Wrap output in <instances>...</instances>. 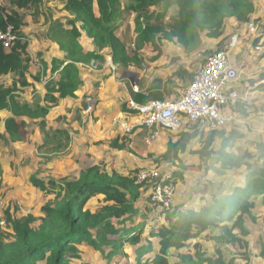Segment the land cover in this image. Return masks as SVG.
<instances>
[{
    "label": "trees",
    "instance_id": "1",
    "mask_svg": "<svg viewBox=\"0 0 264 264\" xmlns=\"http://www.w3.org/2000/svg\"><path fill=\"white\" fill-rule=\"evenodd\" d=\"M122 1L66 0L64 10L70 16L64 22L62 20L52 22L46 38L58 45L69 63L62 70L63 79L46 86L48 93L44 100L45 106L40 102L35 104L23 102L18 94L20 87L29 86L27 75L30 74L33 64L29 43L18 40L10 50L0 47V76L14 74L19 78L12 86L0 85V112L9 111L12 114L5 120V133L0 134V140L13 143L25 141L29 136V123L25 119L36 121L44 131L50 110L58 106L62 98L76 97V92L83 85L79 65L102 60L100 52L104 49L111 50L115 65L129 67L131 63L139 64L135 56H130L127 45L117 36L114 27L115 21L122 13L120 11ZM132 1L127 10L134 11L138 19L145 18V41L153 43L157 51H161V47L155 41L158 36L170 42H177L186 51L191 52L198 48L203 35L210 39H221L227 19L235 18L241 23H249L255 12L252 0ZM39 3L42 1L18 0L16 6L25 9ZM161 4L167 10L174 5L177 6L178 15L167 25H154L151 23V11ZM19 17L17 11L11 14L0 13V28L7 30L9 26H13L15 33L20 38L24 37L20 32ZM81 30L93 39L97 51L87 52L82 47L79 41ZM260 49L264 51V42ZM38 55L42 57L41 53ZM54 71L56 69L53 73ZM186 74L187 72L181 70L176 75L185 77ZM188 76L191 81L193 74L188 73ZM241 107L239 103L236 109L246 115L247 111ZM123 111L129 112L127 105ZM57 133L64 134L67 140L60 143L66 148L69 144L68 134L59 131ZM196 135L197 132L192 136H184L178 143L170 141L168 151L161 156L159 162L179 159V154L185 149L187 141ZM216 139L223 140L219 151L213 149ZM236 139L237 136L234 134L226 137L222 129L210 130L202 149L194 153L200 156L209 171L218 169V166L225 172L247 167L249 172L246 175L245 186L237 187L222 198L214 196L213 204L203 206L199 210L182 212L177 208L171 213L163 212L168 213L166 214L168 224L159 228L156 233L151 232V237L156 238L161 245L160 251L156 253L153 242L142 246L138 250L136 264H171L168 258L170 248L175 247L180 251L188 248L190 241L213 227L224 225L223 234L213 238L218 240L227 237L235 244L242 240L234 234L233 229H239L243 235L248 234L244 216L255 220L253 211L258 198L263 197L264 202V143H258L256 146L258 160H263L262 166H259L250 162L255 159L253 154L229 152V149L234 148ZM45 143L51 144L49 135ZM109 145L114 150L128 149V142L119 139ZM31 181L34 187L46 194L54 195V200L43 206L42 214L38 217L29 214L18 218L14 216L17 210L12 212L10 206L8 207L6 215L9 230L0 231V264H79L82 259L80 250L82 245H88L100 253L107 248H113L114 253L119 254L123 250L121 241L128 239L127 241L136 244L141 242L145 225L136 224L140 214L138 204L152 182L137 183L136 171L129 174L109 172L104 164H100L83 170L79 177L74 179H50L46 182L33 176ZM1 185L2 180L0 190ZM94 199L100 201V207L91 210L88 206ZM232 221L233 228H230L228 224ZM120 224L122 230L117 228ZM121 232L131 235L124 240L110 239V236H119ZM245 244L248 247V243ZM261 252L264 256V246ZM149 255H152V258L143 262ZM111 256L108 255V258ZM178 258L181 264H226L221 252L217 253V257L194 256L187 252L180 253ZM242 258L244 261L249 259L247 254Z\"/></svg>",
    "mask_w": 264,
    "mask_h": 264
},
{
    "label": "rangeland",
    "instance_id": "2",
    "mask_svg": "<svg viewBox=\"0 0 264 264\" xmlns=\"http://www.w3.org/2000/svg\"><path fill=\"white\" fill-rule=\"evenodd\" d=\"M17 1L18 0H0V13L11 14L12 12L17 11L20 15V32L21 34H23L24 40L29 43L30 52L31 50L34 51V53H31V55L35 62L32 64L30 75L32 80L40 86H34V88L30 90L32 96L30 100H34L32 104H35L37 102H40L42 104L47 96L46 92L48 93V91L46 90V86L53 81L62 80L64 76V71H61L62 73L60 72V74H58L57 80H45L48 77V73L51 71L53 72V70L58 66H61L63 64L62 62L64 61V57H62V54L58 55V51L53 49L56 48L55 44L48 38H46L47 29L52 22L56 20H65L69 15H66V17H62V14L67 13L64 12L63 3H59L58 1L57 3L54 2L56 0H41L42 3H39L37 6H31L25 9H19L16 6ZM132 3V0L122 1V8H124V10L121 13L120 19L122 17L124 18L125 14L130 12L127 9L131 6ZM168 10L164 6V10L161 13V19H159L155 23H159V25L169 24L173 18L172 15L174 14L167 15ZM136 21L137 30L140 31V35L144 34V30L142 28L144 25H146L145 18L143 17L138 19L136 14ZM255 21L259 24L260 30L259 36L256 38V40H260L261 36H264V23L261 22V18H258ZM246 24L247 23H243L242 25L244 26ZM233 26H235L234 32L241 31L240 25ZM83 31L84 30L81 31V36L79 39H82V41L84 42L86 35L83 33ZM202 39L203 38L201 37L198 48L191 52L187 51V53L193 55L191 57V72L193 74L196 72V69L200 65L203 59V55L211 53L212 51L223 49L225 48V46H227L226 44H221V46L219 47L213 46L211 48L209 46L207 48L206 45H204ZM263 42L264 40H261L260 44L257 47L262 48ZM131 50L133 55L130 56H135L138 60L137 63L139 64L131 63L129 67L133 65L140 67L142 65V61L145 59L142 57L144 56V54H142L141 56V53L133 51V48H131ZM256 50L258 51V49ZM258 52L260 53V59L258 58L254 61L256 67L257 65H259L260 60L264 59V53L260 51ZM39 53H41L42 56L47 53L50 57L49 62L46 63L45 61H43L42 63L38 55ZM40 62L42 64H40ZM237 62L239 64V61ZM235 66L237 65L235 64ZM129 67L124 66L123 69H128ZM84 70H80V77L82 81L83 75L86 74ZM250 72H252L251 69L247 71V76L250 75ZM17 76L14 74L8 76H0V85L12 86L15 81L19 80ZM37 78H39V80H37ZM248 82H250V80ZM28 83L29 86L20 87V91L22 89L30 88L33 86V84L29 81ZM184 84H186V81L184 82ZM243 84V82H240L238 85L240 91L242 90ZM89 85L91 90L94 89V80H91ZM41 89L44 90V92H42ZM89 99H92L95 103L92 93L90 95H85L84 101H82L81 103H79L80 101H77V97H64L58 104L62 108H65L63 115H60L53 122L47 123L44 131L42 130L39 123H37L36 121H31L29 123L28 129L29 136L25 141L21 142L20 144H13V142H9L7 140H0V159H2V161H4L5 163H11L12 166H15L18 160H21L22 157L24 158L22 160V163H24V171L21 175L22 180L27 183V186H23L21 190L16 191L15 186L17 185V183L15 184L14 178L16 176H19V173H17L9 177V182L11 184L13 183V187H5L2 189V192L8 198V207L10 206L12 210H17V212H14V216L21 218L32 214L38 217L42 214L43 206H45L48 202H52L54 200V195L46 194L40 189L34 187L31 181V178L33 176H37L38 178H41L46 182H48L50 179H74L77 178L83 170L91 167V165L96 162H98L99 164H104L106 166L108 165L111 169L122 172L136 171L137 175L140 172H152L154 170H158L161 177L165 176V178H168V182L175 184L174 186L176 187V195L178 191V196L177 199H174V202L169 208L156 205L152 203L151 200L146 203V206L142 204L144 202L143 200L141 202L139 201L140 203L138 205V209L139 211H141L139 220L140 223L145 224V226L143 227L144 233L142 234L141 242L136 244L127 241L128 239H126L125 241H121L123 250H121L122 253L120 252L119 254H115L113 248H107L104 250V252L100 253L94 251L88 245H82L80 247V250L82 251V259L80 260L79 264H136L138 250L143 244H150V242H153V247L155 251H157L156 253H158L160 251L159 249L161 245L156 238L151 237V232L153 231L156 233L159 231V228L168 224L166 220V214L168 213L164 214L163 212L168 211L169 213H171L182 203H187L186 201L191 202V207L194 205L198 207L199 204H197V202L201 198H203L201 200L202 204L211 205L213 204L214 199H211L212 195L215 194L214 196L218 197L223 196L229 188H232L234 185H236L235 180H239L242 177H245L249 172V169L247 167H243L241 170H235L232 172H225L221 168L214 171L210 170V172L205 164H202L198 168V165H186V161L184 159L180 160V158L174 161L163 160L159 162L163 154L159 151L158 139L156 140L152 138L151 130L135 129L132 133H124L123 131L122 133H119L115 130L116 132H114L113 134L106 132L103 135V130H100L98 126H95L97 124L95 122V119L97 118L94 115L93 120L89 121L91 122V124L85 127L86 132L83 135L84 131L79 129L78 122L81 123L83 121L84 113L82 111L83 109H86V106H88ZM21 100L23 102H26L27 99ZM74 105L77 107V109L74 108ZM259 108H257L258 112L264 110V103L261 104ZM60 127L68 128L72 132V135H70L69 131L58 129ZM240 127V125H231L229 127L226 126L225 128H223L226 133V137H229L233 134L237 136L235 148L231 153L236 152L237 154H253L255 156V159L250 162L252 164L262 166L263 160H258L256 146L257 142L259 141L264 143V137L258 135L256 136V138L255 136H253V139H249L250 134H244L241 131ZM202 128H204L202 127V124H194L192 126H188V129L185 128L179 131L164 132H166L168 135L173 134L174 137L175 135L179 136L180 138L176 142L178 143L182 141L184 136H192L193 133L197 130L203 131V135L210 131L207 128ZM188 130H190L191 133H189ZM57 131L68 134L69 144L66 148H63V144H61L60 142L65 143V140L67 139L64 137V134L57 133ZM34 132L37 133L38 141L32 139L33 137H31ZM47 135L50 136L51 144L45 143ZM101 135H103L105 139L100 140V138H102L100 137ZM116 139L127 141L129 145L133 144L132 149L134 151V156H137L139 154L142 155L147 152V150H152L154 152L150 154L152 162L150 164L136 165L133 163H129L127 159L117 161L119 159L116 156L111 157V154H113V152L106 147ZM193 140L194 138H190V140H188L186 143L185 149L179 154L185 159H189L190 157L196 155L194 153L195 151L193 152L192 150H190L189 146L190 142ZM170 141H172V138L170 139ZM222 145V141L217 140L213 144V149L215 151H219L222 148ZM254 146L255 149L253 150ZM152 155H154V157H151ZM188 161L191 162L192 159ZM15 172H20V170L16 169ZM29 172H31L30 178ZM151 189L152 184L150 185V188L145 192H151ZM9 193L10 195L8 197ZM204 199H206L205 202L203 201ZM88 207L91 210H96L100 207V201L94 199L90 202ZM253 215L255 216V220H251L248 216L243 215L246 219L245 228L248 232L247 235H243L239 229H233L234 234L242 240L241 242H236L235 244L231 242L227 237L218 240H216L217 238H213L219 237L223 234L222 227L224 225H221V227L210 228L209 230L204 232L203 235L190 241V247L187 248L186 252H189L194 256L201 255L204 257H217V253L221 252L226 264H244V259L242 258L243 255H249L251 260L254 254L258 253V250H262L264 246L263 197L258 198L257 206L253 211ZM228 226L230 228H233V221L229 222ZM117 228L122 230V224L118 225ZM130 235L131 233L129 235H126L124 234V232H121L119 236H110V239L118 241L120 238H122V240H124ZM245 242L248 243V247H246ZM183 251L184 250H182V252ZM179 252L180 250H177L175 247L169 249L168 258L171 264H175L177 262L178 264H181L178 258V255L180 254ZM261 253L262 252L260 251V254ZM110 254L112 256L109 259L108 255ZM152 255L144 258L143 262H145L148 258L151 259ZM261 258L264 260V256L261 255ZM253 259L254 263L257 264V259L255 257H253Z\"/></svg>",
    "mask_w": 264,
    "mask_h": 264
},
{
    "label": "crops",
    "instance_id": "3",
    "mask_svg": "<svg viewBox=\"0 0 264 264\" xmlns=\"http://www.w3.org/2000/svg\"><path fill=\"white\" fill-rule=\"evenodd\" d=\"M57 1L59 3H63V6L65 7L66 0H56L54 2L57 3ZM252 2L255 5V12L252 15V20H257L258 18H261V22L264 23V0H252ZM123 10L124 8H122L120 11H123ZM163 10H164L163 4L152 9L151 11L152 12V20H151L152 24L159 25V23H155V22L161 19V16H162L161 13L163 12ZM178 11H179L178 7L174 5L169 8L167 15L174 14L172 15L173 16L172 19H176L178 15ZM64 12L67 13L65 10ZM66 15H69V14L68 13L62 14V17H66ZM62 21L64 22L65 20H62ZM242 24L243 23L239 22L235 18H229L225 22L224 35L221 37V39H210L203 35L202 41L204 45H206L207 48L209 46L212 48L213 46L219 47L221 46V44L228 45L232 37L235 34H238L239 36L242 37V40L232 50L231 55H232L233 67L237 69L240 74L238 85L240 82L244 83L242 90L241 91L239 90L242 96V100L240 104L242 105L241 109L246 110L247 114L246 115L241 114V112L238 111L239 109H236L238 107L237 106L233 110L236 116V121L233 124H230L229 126L240 125L241 131L244 134H250V135L252 134L251 136L249 135L250 137L249 139H253V136H255L256 138V136L258 135H261V137H264V110H261L260 112H258V109H257L261 106V104L264 103V59L260 60L259 65H257V67L254 64L255 60H257L258 58L260 59L259 57L260 53L256 49H257V46L260 44L261 40H264V36L262 37V39H260V41L259 39L256 40V38L248 37L247 27L246 25L243 26ZM233 25H237V26L240 25L241 31L234 32L235 26ZM114 27H115L117 36L127 45L130 55L131 56L133 55L132 50H131V48H133V51L141 53V56L142 54H144V56L142 57L145 59L142 61V65L140 67L133 65L129 67L128 69H123V67L121 66H116L117 68L114 70L109 61V59L112 58L111 50L109 48H106L105 50L100 52V56L103 59L95 61L96 62L95 68L86 69L82 67L81 65H79L80 70L83 71L85 69L84 71L86 74L83 75V81H84L83 86L80 87L81 89L79 88L78 92H76L77 101H80L79 103H81L82 101H84V96L90 95L91 93L93 94V97L95 100L93 111L89 112L88 111L89 106H86V109L85 110L83 109L82 111L84 113L83 121L81 123L78 122L79 129L84 131L83 135L86 132L85 127L91 124V122L89 121L93 120V115L97 118L95 119V122L97 123L95 126H98L100 130H103L102 131L103 135L106 132H109L110 134H113L116 131H118L119 133H122V130L119 124H116L115 120L125 116V112L123 111V108L125 107L126 103L129 100L133 99L140 104H145L151 100H174L180 97L182 92L188 87L190 83L188 73L193 74L191 72L192 71L191 70V63H192L191 57L193 55L190 53H187V51L180 44H177V42H170L168 40L162 39L159 36L156 37L155 41H156V44L159 47H161L160 48L161 51H157L153 43H150V42L147 43L145 41V34L140 35V31L137 30V21H136L135 12H129L125 14L124 18L122 17L121 19L119 17L115 21ZM142 29L143 30L145 29V25L143 26ZM83 33L86 35L84 42L82 41V39H79L82 47L87 52L97 51V48L94 45L93 39L89 38L85 31H83ZM54 44L56 48H53V49L58 51V55L62 54V57H64V61L62 62L63 64L61 66H58L56 68V71H54V73L52 71L48 73V77L45 79L47 81L49 79L52 80V78H54L53 80H57L58 74H60V72L64 69V67L69 63V61L65 58V53H63L59 49L56 43ZM29 52H30V48H29ZM31 53H34V51L31 50L30 54ZM44 55L40 58V61L42 63L43 61H45L46 63L49 62V58H50L49 55L47 53ZM237 61H239V64ZM34 62L35 60H33V63ZM41 62L40 64H42ZM235 64L237 66H235ZM250 69L252 72H250V75L247 76L246 73ZM181 70H183L184 72H187L185 77H179L176 75ZM91 80H94L95 82L94 89L92 90L90 89V85H89ZM249 80L250 82H248ZM28 81L32 83L33 86L30 88L22 89L21 91L18 92V94L21 97V99L23 100L27 99L26 102L32 104L34 100L33 99L30 100V98H32L30 90H32L34 86H38V87L40 86L37 85L32 80L30 74H28ZM185 81H186V84H184ZM134 87L138 89V92H135ZM42 92H44V90H42ZM68 99H71V98H68ZM42 105L45 106V103L43 102ZM72 106H73V101H72ZM74 108L77 109L75 105H74ZM64 109L65 108H62L60 105L52 108L47 117V123L53 122L60 115H63ZM11 116L12 114L9 111L0 112V134L5 133V120ZM25 120L28 123L31 122L28 119H25ZM202 127H204L202 129H205V126L202 125ZM58 129L69 131L70 135H72V132L66 127H60ZM140 129L143 130L146 128H140ZM186 129H188V126H186ZM159 131L161 133L158 139L159 151L162 154H165L168 150V143L170 139L172 138V141L176 143L180 137L177 135H175L174 137L173 134L168 135L166 132H164L167 130L159 129ZM188 132L191 133L190 130H188ZM196 132H197L196 137L189 144L190 150H192L193 152L194 151L196 152L202 149L203 143L208 136V133L203 135V131L201 130H197L194 133ZM103 135L100 136L102 137L100 138V140L105 139ZM31 137H33L32 139H35L36 141H38L37 133L34 132V134ZM217 140L223 141L222 139H216L215 142ZM20 143L21 142L13 143V144H20ZM258 143H263V142L259 141L257 142V144ZM234 144L236 145V142ZM132 146L133 144L131 145L128 144V149L124 151L114 150L110 147L109 144L106 147L113 152V154H111V157L116 156L119 159L117 161L127 159L129 163H133L136 165L150 164L152 162L150 158V154L154 153L152 150H147V152H145L142 155L139 154L137 156H134V151L132 149ZM147 149H150V148H147ZM233 149H229V152H233L232 151ZM254 149H255V146L253 147V150ZM179 158L180 160L184 159L186 161L185 162L186 165H198L197 167L199 168V166L203 164L198 154L190 157L189 159H185L181 155H179ZM23 159L24 158L22 157L21 160H18L15 166H12L11 163H5L4 161H2V159H0V162H1L0 172L2 174V177H0V180H2V185H1V190H0L1 192L3 191L2 189L5 187H9V188L13 187V183L11 184L9 182V177L17 173H19V176H16L14 178L15 184L17 183V185L15 186L16 191L21 190L23 186L24 187L27 186V183L22 180V175H21L22 172L24 171V163H22ZM190 159H192L191 162L188 161ZM94 165H100V164L96 162L92 164L91 166H94ZM105 167L107 168L109 172L117 171L121 174L130 173V172H122V171H118L115 169H111L108 165L107 166L105 165ZM217 168L219 169L221 168V166H218ZM16 169H19L20 172H15ZM241 169H238V170H241ZM30 175H31V172H29V178H30ZM235 182H236V185H234L232 188H229L227 192L224 193V195L220 197H224L227 194L232 193V191H234L237 187L245 186L246 176L242 177L239 180H235ZM10 193L8 194V197ZM214 195L211 196V199L214 198ZM177 196H178V191L175 197L176 199H177ZM149 198H150V192H146L145 194H143L140 202L143 200L144 202L142 204L146 206L147 205L146 203L150 201ZM202 199L203 198H201L197 202V204H199L198 207L195 205L191 207L190 206L191 202L186 201L187 203H182L180 206H178V209L182 212H186L188 210H199L203 206L210 205V204H207V205L202 204L201 203ZM7 201H8V198H7ZM203 201L205 202L206 199H204ZM140 215H141V211L136 220L137 225L142 224L140 223V220H139ZM142 246H144V244ZM183 250H184L183 252L181 250L179 253H187L186 252L187 248ZM260 251L261 250H258V253H255L253 257L257 259V262H256L257 264H264V260L261 258ZM253 257L251 258V260L249 257L248 261H244V264H255Z\"/></svg>",
    "mask_w": 264,
    "mask_h": 264
},
{
    "label": "built area",
    "instance_id": "4",
    "mask_svg": "<svg viewBox=\"0 0 264 264\" xmlns=\"http://www.w3.org/2000/svg\"><path fill=\"white\" fill-rule=\"evenodd\" d=\"M246 27L248 37L259 36V24L256 21L251 20ZM18 40L24 38L15 33L13 26L7 30L0 28V47L10 50ZM241 40L242 37L235 34L225 48L203 55L193 79L180 97L170 101L153 100L144 105L131 100L128 103L129 113L116 119L115 123L124 133H132L140 128L151 130L152 138L156 140L161 134L159 129L179 131L190 124H202L208 130H215L233 124L236 121L233 110L241 102L242 96L238 88L240 74L233 67L231 54ZM257 49L264 53L260 48ZM93 64H84L83 67L92 69ZM88 106V111L92 112V99H89ZM150 181L151 202L169 208L175 199V184L168 182L165 176L161 177L158 170L138 173L137 183ZM7 209V198L0 191V231L9 230Z\"/></svg>",
    "mask_w": 264,
    "mask_h": 264
},
{
    "label": "clouds",
    "instance_id": "5",
    "mask_svg": "<svg viewBox=\"0 0 264 264\" xmlns=\"http://www.w3.org/2000/svg\"><path fill=\"white\" fill-rule=\"evenodd\" d=\"M255 21V20H254ZM146 26V25H145ZM262 37V36H261ZM254 38H257V37H254ZM221 50V49H220ZM130 54V53H129ZM109 61H110V64L112 65V67H113V69L115 70L117 67L116 66H120V65H115L114 63H113V61H112V58L111 59H109ZM92 63H94L93 64V66H94V68H95V61H92V62H90V63H88V64H92ZM83 65L84 64H82L81 66L83 67ZM193 76H194V74H193ZM134 90H135V92H138V89L136 88V87H134ZM131 100H133V99H131ZM131 100H129V101H131ZM129 101L126 103V105H127V109H128V103H129ZM133 101H135V100H133ZM151 101H153V100H151ZM151 101H149V102H151ZM161 101H166V100H161ZM168 101H170V100H168ZM136 102V101H135ZM149 102H147V103H149ZM136 103H138V102H136ZM147 103H145V104H147ZM138 104H140V103H138ZM141 105H144V104H141ZM129 113V112H128ZM127 114V113H126ZM192 125H194V124H190V125H187V126H192ZM185 128H186V126H185ZM185 128H183V129H185ZM168 131V130H167Z\"/></svg>",
    "mask_w": 264,
    "mask_h": 264
}]
</instances>
